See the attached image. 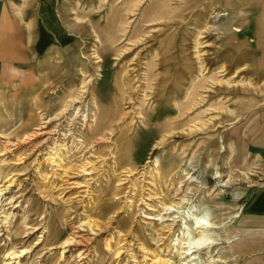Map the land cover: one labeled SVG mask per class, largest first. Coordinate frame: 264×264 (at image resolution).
<instances>
[{"label": "rangeland", "instance_id": "rangeland-1", "mask_svg": "<svg viewBox=\"0 0 264 264\" xmlns=\"http://www.w3.org/2000/svg\"><path fill=\"white\" fill-rule=\"evenodd\" d=\"M224 1L0 0V264H176L200 218L191 264H264V0Z\"/></svg>", "mask_w": 264, "mask_h": 264}, {"label": "bare ground", "instance_id": "bare-ground-1", "mask_svg": "<svg viewBox=\"0 0 264 264\" xmlns=\"http://www.w3.org/2000/svg\"><path fill=\"white\" fill-rule=\"evenodd\" d=\"M208 2L211 3H220V4H226L224 0H208ZM213 11L212 13L215 12V10H211ZM217 16H220V13L218 12L216 14ZM83 168V167H82ZM81 171H85V168H83ZM188 174V173H186ZM245 178V177H244ZM192 179V177L189 178V180ZM234 180H237V178H234ZM232 181V182H233ZM191 182H193V179L191 180ZM189 185V184H188ZM229 185V184H228ZM189 199L188 198H180V201H177L176 203H172V204H167L164 203L163 204V209L164 211L167 213V211L169 210H175L176 206L178 208H181L182 206H184V204L188 203ZM189 208H192V211L195 212L197 211V205H192ZM189 212V211H188ZM161 213V212H160ZM190 213V212H189ZM195 214V213H194ZM192 215V214H191ZM195 216V215H193ZM188 217V216H187ZM208 220V219H207ZM206 219H197V238L194 239V243L191 246H186L184 247L183 251L181 252V257H180V261L179 263L176 264H191L192 262H194V260L196 259L197 255L195 253L198 252L199 249H201V247L204 246H210L213 245V240L209 234V229L212 227L211 223L206 222ZM186 225V224H184ZM219 227V226H218ZM217 229V228H216ZM184 233V232H183ZM193 236V235H192ZM191 240V239H190ZM174 242V241H173ZM183 243V242H182ZM191 243V242H190ZM189 243V244H190ZM199 253V252H198ZM215 257V256H214ZM213 259V258H212ZM219 259V258H218ZM221 260V259H220ZM211 261V259H210ZM211 263V262H210Z\"/></svg>", "mask_w": 264, "mask_h": 264}, {"label": "crops", "instance_id": "crops-1", "mask_svg": "<svg viewBox=\"0 0 264 264\" xmlns=\"http://www.w3.org/2000/svg\"><path fill=\"white\" fill-rule=\"evenodd\" d=\"M40 40L35 46V48H31V51H41V43L43 44L42 46H45L46 43L48 42V38L45 35L39 34ZM18 38L14 34H2L0 33V70L2 66L5 67H14V66H21V65H26L25 63L30 62L28 59L27 61H22L24 57H26L25 54L26 51L22 49V46L19 45L18 43ZM47 40V41H45ZM18 54V57L17 55ZM16 57V58H15ZM21 61V62H18ZM5 63V64H3ZM28 66V65H26ZM261 219V216L258 218ZM261 224H264V218L262 219ZM262 227L263 229L259 228ZM258 228H255L254 231H263L264 230V225L259 226ZM252 230V231H253Z\"/></svg>", "mask_w": 264, "mask_h": 264}]
</instances>
